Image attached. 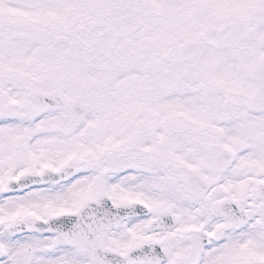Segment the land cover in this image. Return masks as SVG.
Masks as SVG:
<instances>
[{"label":"snow or ice","instance_id":"snow-or-ice-1","mask_svg":"<svg viewBox=\"0 0 264 264\" xmlns=\"http://www.w3.org/2000/svg\"><path fill=\"white\" fill-rule=\"evenodd\" d=\"M0 264H264V0H0Z\"/></svg>","mask_w":264,"mask_h":264}]
</instances>
